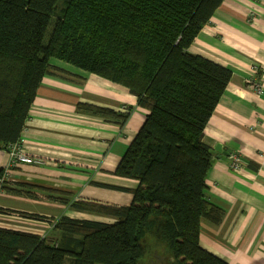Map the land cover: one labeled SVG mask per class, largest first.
<instances>
[{
	"label": "trees",
	"instance_id": "trees-1",
	"mask_svg": "<svg viewBox=\"0 0 264 264\" xmlns=\"http://www.w3.org/2000/svg\"><path fill=\"white\" fill-rule=\"evenodd\" d=\"M223 1L0 0V150L20 142L52 59L126 88L146 112L113 173L137 183L129 206L61 192V203L114 222L60 216L44 238L0 228V264H146L150 244L171 259L150 264H227L201 248L199 235L201 220L223 215L204 195L213 159L203 136L232 73L188 52ZM76 109L120 125L132 110Z\"/></svg>",
	"mask_w": 264,
	"mask_h": 264
},
{
	"label": "crops",
	"instance_id": "crops-1",
	"mask_svg": "<svg viewBox=\"0 0 264 264\" xmlns=\"http://www.w3.org/2000/svg\"><path fill=\"white\" fill-rule=\"evenodd\" d=\"M188 52L232 73L203 136L213 159L204 195L223 215L216 224L201 220L199 245L227 264H264V0H224ZM51 66L54 69L42 80L20 135L25 154L45 163L9 167L8 152L0 150V168L8 172L0 208L48 220L67 216L112 223V218L61 203L66 198L61 192L76 201L129 206L137 183L113 173L146 112L118 84L61 62ZM253 70L260 94L247 86ZM77 104L132 110L120 125L114 119L77 112ZM218 143L239 159L241 170L229 168V155L218 158L213 150ZM3 219L31 228L23 232L40 235L50 230L48 220L0 214Z\"/></svg>",
	"mask_w": 264,
	"mask_h": 264
},
{
	"label": "built area",
	"instance_id": "built-area-1",
	"mask_svg": "<svg viewBox=\"0 0 264 264\" xmlns=\"http://www.w3.org/2000/svg\"><path fill=\"white\" fill-rule=\"evenodd\" d=\"M254 69V68H253ZM255 70H253L250 74L251 78H248L246 80L247 86L251 88L255 94L261 93V86L258 82L255 80L254 75ZM7 152L9 156V167L15 166L17 164H28V165H43L45 162L42 161L39 158L30 157L29 155L25 154L24 150L21 148V140L18 143L8 145ZM230 164L229 168L232 171H239L242 169L241 163L239 159L235 155H229ZM8 172H5V175L0 179V193L2 192V188L5 184V181L7 180ZM56 224V220H52L48 222V225L46 229H51ZM41 238H44L46 236V232H41L39 235Z\"/></svg>",
	"mask_w": 264,
	"mask_h": 264
},
{
	"label": "rangeland",
	"instance_id": "rangeland-1",
	"mask_svg": "<svg viewBox=\"0 0 264 264\" xmlns=\"http://www.w3.org/2000/svg\"><path fill=\"white\" fill-rule=\"evenodd\" d=\"M51 62L52 63H57V62H60V61L52 59ZM61 63H63V62H61ZM63 64H66V63H63ZM66 65H68V64H66ZM74 69H76V68H74ZM55 70L57 72L60 71L59 69H56V68H55ZM122 110H125L126 111V108L123 107ZM105 221H108L109 222L110 220L107 219ZM0 228L20 229V230H23V231H27L28 229H31L29 226H24V228L18 227V224L13 223V222H10L9 220H6V219L0 220ZM32 229L33 230H41L40 228H36V227H32ZM50 236H51V234H50ZM169 256L170 255H167L164 252H162L161 250L157 249L156 246H152L150 244V248L148 249V252H147V254L145 256V258H146L145 261H146V264H150L151 263V259L156 257V259L157 258L158 259H163V260L168 261L170 263L171 262V259H170ZM65 264H68V262H65Z\"/></svg>",
	"mask_w": 264,
	"mask_h": 264
},
{
	"label": "water",
	"instance_id": "water-1",
	"mask_svg": "<svg viewBox=\"0 0 264 264\" xmlns=\"http://www.w3.org/2000/svg\"><path fill=\"white\" fill-rule=\"evenodd\" d=\"M225 147L222 146L221 144H216L213 148V150L215 151V153L218 154V158H220L221 156H228L229 155V152H226L225 151Z\"/></svg>",
	"mask_w": 264,
	"mask_h": 264
},
{
	"label": "clouds",
	"instance_id": "clouds-1",
	"mask_svg": "<svg viewBox=\"0 0 264 264\" xmlns=\"http://www.w3.org/2000/svg\"><path fill=\"white\" fill-rule=\"evenodd\" d=\"M28 233V232H27ZM39 236V235H38ZM40 237V236H39Z\"/></svg>",
	"mask_w": 264,
	"mask_h": 264
}]
</instances>
